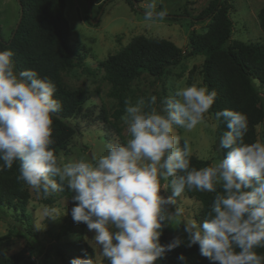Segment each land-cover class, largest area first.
Segmentation results:
<instances>
[{
    "label": "clouds",
    "instance_id": "1",
    "mask_svg": "<svg viewBox=\"0 0 264 264\" xmlns=\"http://www.w3.org/2000/svg\"><path fill=\"white\" fill-rule=\"evenodd\" d=\"M162 0H147L144 20L161 22ZM10 48L0 50V171L18 162V180L45 199L67 188L74 223L95 232L94 242L108 264H157L185 243L175 236L160 242L163 229L181 221L187 247L199 246L211 264H264V141L246 143L248 117L224 109L214 113L227 131L218 137L222 158L197 169L192 148L181 146L176 129L191 132L205 120L217 92L204 85L178 88L160 100L125 101L121 117L129 139L106 145L99 157L58 158L52 145L53 116L62 109L55 84L37 71H18ZM172 190L170 196L163 194ZM215 193L202 223L184 218L177 202L185 192ZM174 209V210H173ZM45 215L56 220V210ZM178 261L187 264L180 254ZM70 264H96L73 258Z\"/></svg>",
    "mask_w": 264,
    "mask_h": 264
},
{
    "label": "trees",
    "instance_id": "2",
    "mask_svg": "<svg viewBox=\"0 0 264 264\" xmlns=\"http://www.w3.org/2000/svg\"><path fill=\"white\" fill-rule=\"evenodd\" d=\"M87 1L89 6L99 3L101 7L111 0ZM125 1L131 11L138 12L136 4L144 0ZM18 2L20 22L10 40L5 41L0 35V50L8 48L13 50V59L18 71L35 70L41 77L55 84L57 90L54 98L62 104L61 111L53 116L52 148L55 154L77 134V128L70 121L80 112L88 99L85 90L66 87L62 79L64 72L73 68H80L90 76L96 75L97 70L102 72V78L110 85L109 96L116 100V107L110 114V119L103 118L108 124L106 130L110 134L113 132L119 141L126 143L121 133L120 121L125 114V101H131V83L142 75L162 80L187 56L197 55L203 56L199 71L203 85L217 92L214 105L208 114L215 119L214 113L224 109L245 113L249 122L245 142L253 143L258 139L264 141V94L257 86L258 84L264 88V43H245L236 40L225 47L232 29L226 1L212 0L201 12L197 20H208L206 30L191 31L188 36V53L168 39L139 35L105 60L98 62L96 68L86 64V54L82 49L72 48L70 45L69 23L64 16L65 0H18ZM257 19L264 34V4L257 12ZM192 72L193 68L189 75ZM164 97L168 96L164 94ZM257 126L261 128L258 132ZM224 131H227L226 125L217 122L218 137ZM224 154L223 150H219V158ZM191 165L199 169L211 165V162L192 154ZM18 176V162L14 163L11 169L0 171V212L5 209L13 212L14 219L25 224V236L29 238L34 235L31 217L27 211L30 193L28 185L18 180ZM185 193L199 202L200 210L196 218L202 223L210 211L215 193L196 191ZM54 194L56 198L57 196L69 198L70 191L65 188L63 192ZM42 202L52 205L53 194L47 199L42 196ZM79 224L85 226L84 223ZM75 225L77 223L66 221V225L56 234L58 240L54 243L53 252L63 264H70L73 258L87 259L95 256L93 247L84 239L82 232H78L73 240H59V236L74 232ZM171 240L166 228L163 229L160 242L167 244ZM256 251L264 254V248H258ZM24 253L25 248L9 257L0 256V264H19L24 258ZM180 254L187 258V264H211L208 258L200 255L198 245L191 248L186 245L176 248L168 252L165 258L157 261V264H184L178 261Z\"/></svg>",
    "mask_w": 264,
    "mask_h": 264
},
{
    "label": "rangeland",
    "instance_id": "3",
    "mask_svg": "<svg viewBox=\"0 0 264 264\" xmlns=\"http://www.w3.org/2000/svg\"><path fill=\"white\" fill-rule=\"evenodd\" d=\"M211 1L162 0L157 10L167 9V15L163 21L155 23L144 20L143 12L147 0L136 4L138 12L131 11L125 0H111L101 7L99 3L89 6L87 0H65L64 16L69 23L71 47L82 49L86 54V64L96 68L98 62L105 60L125 46L133 37L139 35L168 39L188 53V36L191 31L204 32L206 30L208 20H197V18ZM221 1L227 2L228 15L232 21L231 35L225 47L230 46L236 40L245 43H264V34L259 28L257 19V12L264 4V0ZM19 17L18 0H0V35L3 40L11 39ZM202 61L203 56H187L162 80L142 75L131 83V102L135 103L140 97L147 100L154 95L157 97L156 106L159 107L164 94L171 96L178 88L192 84L204 86L199 72ZM192 68L193 72L189 75ZM62 79L67 88L85 90L88 99L80 112L71 119L70 122L78 132L57 150L58 158L65 161L81 157L90 160L93 156L99 157L105 154L106 145L109 142L123 143L113 132L111 134L107 132L108 124L103 120V118L110 119V114L116 107V100L109 96L110 85L102 78V72L97 70L96 75L90 76L80 68H73L64 72ZM257 86L264 94V88L258 84ZM120 125L126 142L130 137L122 119ZM260 129V126L256 127L257 132ZM176 134L181 138V146L185 139L189 141L192 154L198 158L209 160L211 164L220 159L217 122L208 113L205 114V120L191 132L178 128ZM28 190L30 200L27 211L31 217L34 235L29 238L25 236V224L17 222L13 212L6 211V209L0 212V256L9 257L25 248L24 258L19 264H63L61 259L54 254L53 246L58 240L56 234L66 225V221L73 222L71 209L74 207V202L71 195L74 193L70 192L69 198L58 196L56 198V194H53L54 203L47 205L42 202L41 194H37L30 186ZM163 194L170 196L172 190L169 188ZM177 202L184 210V218L197 220L200 204L194 197H188L184 193L182 197L177 198ZM46 209L56 210V220L49 219L45 215ZM74 229L72 233L59 236V240H73L78 232H82L84 239L94 249L96 264H108L93 241L94 230L89 231L86 224L85 226L77 224ZM166 232L171 239L180 236L185 241L177 248L187 245V234L183 230L181 221L178 220L173 226L167 227ZM4 235H8L7 238Z\"/></svg>",
    "mask_w": 264,
    "mask_h": 264
},
{
    "label": "water",
    "instance_id": "4",
    "mask_svg": "<svg viewBox=\"0 0 264 264\" xmlns=\"http://www.w3.org/2000/svg\"><path fill=\"white\" fill-rule=\"evenodd\" d=\"M19 22H20V19H19L18 23H19ZM18 23H17V24H18Z\"/></svg>",
    "mask_w": 264,
    "mask_h": 264
}]
</instances>
